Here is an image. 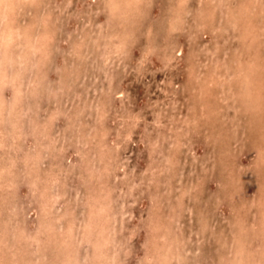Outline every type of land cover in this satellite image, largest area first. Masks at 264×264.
Listing matches in <instances>:
<instances>
[{"label": "clouds", "instance_id": "1", "mask_svg": "<svg viewBox=\"0 0 264 264\" xmlns=\"http://www.w3.org/2000/svg\"><path fill=\"white\" fill-rule=\"evenodd\" d=\"M85 2L86 8L80 0L76 6L74 0H0V31L5 37L11 32L14 40L4 46L0 63L10 86L0 89V96L8 97L0 102V264H185L181 253L187 239L181 229L191 234L193 222L202 224L201 185L213 179L219 167L217 195L222 200L235 195L232 157L250 139L245 116L257 113L260 131L249 167L260 182L253 203L260 205L259 228L264 233V0ZM42 7L51 8V14H41ZM69 20L75 28L64 40L57 36L56 24ZM206 34L218 41L220 58L202 59L194 51ZM69 58L70 71L64 67ZM154 61L183 66L181 75L187 78L177 89L186 101L187 116L163 112L153 123L144 120L143 109L133 112L126 99L116 105L119 88L82 91L83 99L72 110L89 123L87 132L80 124L74 129L80 158L74 202L85 208L86 216L74 233L66 231L60 220L65 218L61 209L68 206V193L63 178L44 166L48 137L35 127L32 102L38 96L53 97V90L72 92L82 83L81 76L95 84L97 72L107 81L142 75ZM56 76L58 80L50 79ZM210 85L217 93L211 113L205 104ZM229 112L232 115L222 121L228 135L219 157L199 158V164L189 161L185 150L192 143L200 137L214 140L209 115ZM21 128L35 137L26 148L17 143ZM136 134L147 153L138 184L120 155ZM133 184L157 194L134 229L143 241L142 255L129 252L123 230L112 225L113 205L119 207ZM22 188L27 191L22 193ZM161 206L168 211L162 212ZM30 216H35L31 230L26 227ZM218 243L219 260L210 264H264V244L261 258H253L243 230Z\"/></svg>", "mask_w": 264, "mask_h": 264}, {"label": "rangeland", "instance_id": "2", "mask_svg": "<svg viewBox=\"0 0 264 264\" xmlns=\"http://www.w3.org/2000/svg\"><path fill=\"white\" fill-rule=\"evenodd\" d=\"M54 2L55 0H53ZM193 2L195 3V0ZM45 3H47V0H45ZM80 4H83L86 8L85 0H80ZM74 6H76V0H74ZM78 10L82 11L79 8ZM39 11L41 14L45 11L51 14V8L45 9L42 7ZM30 22L31 18H29ZM56 28L59 30L57 36H62L64 40H69L75 28V22L71 20L67 21V24L60 22L56 24ZM36 35L39 36V33ZM3 36L5 35L0 31V41L2 40L0 46L3 48L0 47V53L2 54L4 45L9 46L14 42L12 35L10 39L6 37L5 39ZM217 43L218 41H215L210 34H206L198 40L199 50L194 51L202 59L220 58V53L216 50ZM62 46L68 49L67 44ZM177 54L184 55V52L179 51ZM255 56L256 58L259 56L258 45ZM1 58L3 59L0 54V63H2ZM61 63L64 62L62 61ZM64 67L69 71L71 70V58L64 64ZM119 71L123 72L124 69H120ZM183 71V66L175 65L174 63L164 65L159 61H154L153 65L148 66V70L139 76L132 74L107 81L103 73L97 72L96 76L98 79L95 84H93L92 80L85 79L81 76L82 83L79 87L74 88L72 92L56 94L55 90H53V97L44 95L34 99L32 103L35 105V127L38 131H45L48 137L47 141H45L47 158L43 161L44 166L50 169L54 176L58 175L63 178L65 191L68 193L65 197L68 201V206L66 209H61V214L65 218L60 220V226L66 231L74 233L75 228L80 225L86 216L85 208L74 202L77 198L76 190L80 187V169L77 166L80 158L76 154L77 137L74 129L77 124H80L82 125V130L87 132L89 123L82 115L78 116L72 110L73 104L79 103L83 99L80 93L90 87L94 90L100 88L107 89L109 86L119 88V91L116 92L117 106L121 99H126L133 112H140L143 109L142 115L144 120L158 123L160 115L163 112L169 114L175 113L177 116H187L186 101L182 95L178 94L177 89L178 84L187 78L186 74L182 77L181 73ZM0 73V89L4 87L10 88L4 72L0 71ZM2 74L4 75L3 77ZM50 79L58 80L59 77H50ZM5 84H7V87ZM12 94L10 89L9 95ZM216 95V91L210 85L209 90L205 94V104L208 106L207 110L209 113H211L214 107V98ZM7 98L6 96H0V102H3ZM181 105H184V107L181 108ZM231 115L230 112L222 117L209 115L208 125L210 133L214 136V140L208 141L204 137H200L196 142L192 143L191 148L185 150L188 153L187 158L189 161H195L199 164L201 162L199 158L215 160L219 157L221 149L224 148L225 138L228 135V126L222 121L227 120ZM259 123L258 113L245 116L246 135L250 139L232 157L233 174L231 179L235 195H230L227 200H222L217 195L218 183L222 179V173L219 167L216 169L213 179L201 185L200 208L202 209V217L205 218H203L201 226L193 222L191 234H189L187 228L181 229L184 237L187 239V245H182L184 253H181L185 264H195L196 261H199L200 264H210L213 259L219 260V254L217 252L219 247L218 242L221 239L234 237L241 230L246 234L243 232L244 240L247 242L248 252L257 260L261 258L260 248L264 244V233H261L258 226L260 224L261 208L258 203H253L256 199L255 194L259 191L260 182L257 175L249 167L255 153L253 141L260 131ZM28 131L29 129L27 128H21L18 134L20 139L17 140V143L25 148L29 144L35 143V137L28 136ZM140 140L141 137L139 134L133 135L131 140L126 142L120 151L121 159L127 166V170L134 177H137V184L139 174L145 167L144 161L147 160V153L143 151L144 145ZM180 158L183 160L184 156L181 155ZM197 170L199 171V168ZM137 184H133L126 189L129 195L120 202L119 207L113 205L112 225L113 230H123V237L127 241L126 247L128 251L142 255L140 245L143 241L141 235L134 229L136 222L142 216L148 214L146 205H149L151 203V197L157 194L151 192L150 195L148 191L138 187ZM249 189H252V191L250 192ZM26 191L27 189L25 188L21 189L22 193ZM146 196L149 198L145 199ZM161 211L166 213L168 209L165 206H161ZM117 212L119 215H116ZM100 214L103 215V209L100 210ZM239 214H243V216ZM238 219L239 222L237 221ZM253 222L257 223L253 224ZM34 223L35 216H30L27 218L26 227L31 230V226ZM180 223L185 224L186 222L181 219ZM99 230L104 234L103 224L99 226ZM131 258L129 257V259Z\"/></svg>", "mask_w": 264, "mask_h": 264}, {"label": "bare ground", "instance_id": "3", "mask_svg": "<svg viewBox=\"0 0 264 264\" xmlns=\"http://www.w3.org/2000/svg\"><path fill=\"white\" fill-rule=\"evenodd\" d=\"M4 35V34H3ZM12 34H11V32L7 35V39L9 38L10 39V36H11ZM39 35H40V33H39ZM4 38H5V36H3ZM12 37V36H11ZM5 38V39H6ZM13 39V38H12ZM2 42V40L0 41V43ZM11 43H12V41H10ZM7 44V43H6ZM5 46V45H4ZM10 46V45H9ZM1 48H2V46H0ZM3 49V48H2ZM3 51V50H2ZM1 55H2V53H0ZM2 57H3V55H2ZM2 59V58H1ZM3 60V59H2ZM0 71H3V70H0ZM1 74V73H0ZM4 75L2 74V77H3ZM5 79V78H4ZM2 81H3V79H2ZM1 82V81H0ZM6 83V82H5ZM5 86L7 87V84H5ZM5 88V87H4ZM4 97V96H3ZM38 122V121H37ZM35 124H36V122H35ZM251 188V187H250ZM225 205V204H224ZM235 212V211H234ZM102 213V212H101ZM237 214V213H236ZM69 215V214H68ZM238 215V214H237ZM237 215H235V216H237ZM239 215H242L243 216V214H239ZM115 216V215H114ZM206 216V215H205ZM65 217V216H64ZM203 218H205V217H203ZM235 218H237V217H235ZM239 218V217H238ZM258 218V217H257ZM260 219V218H259ZM258 219V220H259ZM238 222H239V219L237 220ZM76 223V222H75ZM257 222H253V224H256ZM259 223V222H258ZM207 224H208V222H207ZM206 225V224H205ZM204 225V226H205ZM250 225V224H249ZM260 224H258V226H259ZM64 226H67V225H64ZM200 226H201V224H200ZM208 226V225H207ZM206 226V227H207ZM202 228V227H201ZM204 228V227H203ZM245 228V227H244ZM243 228V229H244ZM255 228V227H254ZM257 228V227H256ZM239 229V228H238ZM259 229V228H258ZM69 230V229H68ZM253 230V229H252ZM250 231V230H249ZM258 231V230H257ZM244 232V231H243ZM260 232V231H259ZM244 234H245V232H244ZM246 235V234H245ZM184 253V252H183ZM183 256V255H182ZM253 257V256H252Z\"/></svg>", "mask_w": 264, "mask_h": 264}]
</instances>
